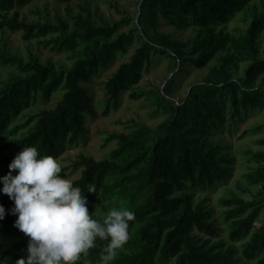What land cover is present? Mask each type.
Listing matches in <instances>:
<instances>
[{"label": "trees", "instance_id": "16d2710c", "mask_svg": "<svg viewBox=\"0 0 264 264\" xmlns=\"http://www.w3.org/2000/svg\"><path fill=\"white\" fill-rule=\"evenodd\" d=\"M32 1L0 0V30L19 31L43 49L67 53L70 65L42 63L31 55L25 60L0 47V67L13 68L6 78L0 77V176L9 172V163L22 148L36 147L41 156L56 160L68 145L86 140L85 116L94 114V105L84 84L134 41H140L139 47L104 83L105 115L118 108L124 91L132 90L133 99L147 94L135 86L152 55H168L179 70L185 63L205 67L226 41L211 36L209 27L227 23L250 0H140L135 29L120 34L129 17L96 25L85 8L77 13L66 9L67 20H20L16 10ZM259 2L261 9L250 26L232 41L237 56L248 62L242 80L232 79L225 65L212 67L178 103L167 97L170 80L163 92H148L155 112L166 116L161 123L155 128L134 123L128 133L107 136L105 144L115 141L116 147L104 159L79 154L71 164L72 171L80 169V177L72 182L87 197L93 219L102 222L113 207L135 213L128 241L108 264H264V223L254 225L264 211V151L251 155L257 167L246 175L255 193L249 199L231 194L219 201L227 207L224 216L231 243L220 238L221 229L205 200H194L195 192L225 182L231 173L232 156L214 136L226 125L232 133L244 116L264 110V87H253L264 74V50L260 58L258 49L264 0ZM11 10L15 11L8 16ZM160 18L178 28L202 31L186 45L157 31ZM57 92L62 94L53 108L31 112L38 99L49 103ZM3 136L10 139L14 152L1 142ZM93 186L95 192L89 193ZM0 205L5 208L0 220V264H15L25 257L29 238L14 226L13 201L2 192ZM106 244L97 238L96 247L86 256L81 254L76 264H100Z\"/></svg>", "mask_w": 264, "mask_h": 264}, {"label": "rangeland", "instance_id": "374dc122", "mask_svg": "<svg viewBox=\"0 0 264 264\" xmlns=\"http://www.w3.org/2000/svg\"><path fill=\"white\" fill-rule=\"evenodd\" d=\"M140 0H71L67 3L61 0H35L28 5L17 9L19 19L28 23L41 22L46 18L54 20L60 17L67 20L66 9L73 13L81 12L85 8L91 20L99 25L103 21H120L126 17L131 19L130 23L124 25L119 31L127 33L135 29V23L138 16ZM261 9L259 0H250L247 7L235 13L227 23L209 27L210 34L214 38L226 37L225 45L218 50L212 59L203 68L197 69L188 63H185L182 69L176 65L168 55H152L150 61L144 65L140 81L135 86L136 90L147 94L141 95L137 99L130 97L132 90L124 91L119 96L118 108L110 109L105 115L106 96L104 90L105 81L118 69L119 65L129 60L131 55L139 47L140 41L136 40L124 53H118L98 73L88 84H84L89 90L94 105V114L85 116L87 127V138L84 142L77 145H68L65 151L56 161L62 167V177L74 181L80 177V169L72 171L71 164L76 161L79 154H84L96 161L102 160L109 152L116 147V142L111 141L105 144V139L113 133H128L134 123H142L150 128H155L165 118V114L160 111L155 112V105L148 92L154 89H163L169 81L170 93L167 97L174 103L185 99L190 87L201 83L212 67L225 65L234 80L244 78V70L248 66L247 61L241 60L233 46L232 41L243 35L251 22ZM15 10L7 13L11 16ZM157 31L163 34L171 35L179 42L190 45L195 37L202 31L196 27L178 28L171 25L168 21L160 18ZM138 31H134L136 34ZM0 47H6L12 54H16L23 59L30 55L37 57L40 62L47 61L55 64L69 66L67 53H55L48 49H43L35 40H25L21 32H10L0 30ZM259 57H263L264 50V29L258 37ZM13 68L0 67V77L6 78L7 73ZM253 87H264V74L259 75L253 82ZM57 92L49 103H43L38 99L32 106L31 112H37L40 109H51L55 106L61 96ZM256 128V132L252 129ZM214 139L220 140L228 148L232 156L231 173L225 182L216 185L213 188L197 191L194 193L195 202L205 200V204L211 208L218 227H220V238L229 244V227L225 221L224 212L227 207L220 205V200L228 195L249 199L251 194L255 193L256 187L251 186L246 175L252 173L257 163L251 158L256 152L264 151V110L256 111L244 116L238 121L236 128L232 133H228L227 125L221 133L214 136ZM1 142L10 146L9 151L14 152L11 147L12 142L7 137H2ZM264 223V211L260 213L258 220L254 223L256 227ZM238 245L239 243H234ZM27 248V246H26ZM27 251H25V256Z\"/></svg>", "mask_w": 264, "mask_h": 264}, {"label": "clouds", "instance_id": "9594fccd", "mask_svg": "<svg viewBox=\"0 0 264 264\" xmlns=\"http://www.w3.org/2000/svg\"><path fill=\"white\" fill-rule=\"evenodd\" d=\"M0 176V192L13 201L14 226L29 239L27 255L15 264H76L96 247L97 238L107 241L100 264H108L129 239V222L135 213L111 208L103 221L93 219L87 197L79 187L61 176V165L51 156H41L36 147H25ZM15 171V175H13ZM95 192V187L87 190ZM5 208L0 205V220Z\"/></svg>", "mask_w": 264, "mask_h": 264}]
</instances>
